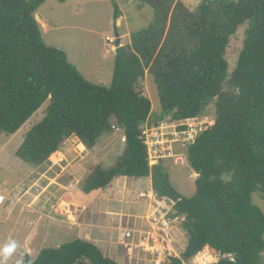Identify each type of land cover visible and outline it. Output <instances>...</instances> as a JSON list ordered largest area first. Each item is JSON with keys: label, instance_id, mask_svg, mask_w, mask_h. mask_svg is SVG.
I'll use <instances>...</instances> for the list:
<instances>
[{"label": "trees", "instance_id": "1", "mask_svg": "<svg viewBox=\"0 0 264 264\" xmlns=\"http://www.w3.org/2000/svg\"><path fill=\"white\" fill-rule=\"evenodd\" d=\"M48 1L0 0V133H17L50 102L17 156L46 167L72 136L93 151L100 138L119 127L125 154L113 166L87 173L88 200L119 178H149L153 191L175 201L184 218L185 258L210 246L234 255V261L221 264H261L264 212L253 195L264 198V0H202L194 11L180 0H138L139 10L151 7L155 18L131 35L130 45L116 50L111 88L88 81L65 51L45 43L37 13ZM114 6L117 29L122 11ZM245 24L244 47L229 74L227 50ZM147 73L159 91L161 119L202 115L215 104V125L187 152L198 174L190 198L175 189L167 166L149 165L140 131L153 113L140 87ZM26 264L118 263L94 243L78 239L43 249Z\"/></svg>", "mask_w": 264, "mask_h": 264}, {"label": "rangeland", "instance_id": "2", "mask_svg": "<svg viewBox=\"0 0 264 264\" xmlns=\"http://www.w3.org/2000/svg\"><path fill=\"white\" fill-rule=\"evenodd\" d=\"M180 1L191 11H194L202 2V0ZM114 4L119 7L124 17L121 27H117V29L114 20L116 11ZM138 7V0H65L64 5L58 0H49L39 10L43 22L49 25L48 30L42 29L43 39L48 46L66 50L70 56L69 61L78 70L83 66L86 71L94 72L97 76L102 75L103 70H107L105 83L94 84L111 88L115 59L114 54L110 52L111 46L108 44V38L121 36L122 46L130 45L131 35L148 28L154 21L155 10L153 8L145 7L139 10ZM247 27L248 24L241 26L236 35L231 38L226 54L229 74L233 73L237 67L244 47ZM108 51L110 53H107ZM109 66L111 76L107 80L110 73ZM83 76L86 78L87 75ZM140 87L152 102L153 113L149 121L157 123L166 120V118H160L162 110L160 95L154 78L149 73L141 81ZM49 103L48 101L17 133L13 135L0 133V252L6 243L11 242L8 257L5 261L0 259V264H26L28 260L35 261L43 249L58 248L78 239L94 243L105 256L118 264H148L144 262V254H140L134 259L127 256L124 247L118 243V229L145 226L144 217L148 204H143L140 201L139 194L140 191H149L152 188L151 179L119 178L93 200H88L83 190L85 177L92 168L96 166L109 168L125 154L126 143L122 141L124 135L116 131L100 138L97 147L92 152L88 150L91 155L87 158L84 157L87 151L78 138L72 136L69 139L64 150L72 151L69 161L75 165V169H72L67 176L75 175L77 178L76 187L72 192L74 200L71 199L74 204L71 205L78 209L86 206L87 210L80 216L78 220L80 224L74 226L58 221L54 223L55 226L52 230L48 224L50 222L46 220L40 222L33 229L35 230L33 255L28 257L24 252L20 256L16 254L15 248L21 245L26 236V224L29 220L37 221V218L33 217V214H30V210L26 209L24 205L32 198L26 196L27 198L22 200L23 203H19L17 200L49 168L52 167L50 173L55 169L50 160L46 167L26 163L17 156V152L21 148L27 132L45 116ZM206 114H215L214 103L207 108ZM167 168L175 189L184 197H192L196 192L197 175L191 166H174L167 163ZM39 185L43 187L44 183L41 182ZM33 192L35 193V190ZM56 196L59 194L56 193ZM51 198L52 203L59 202V199H55L54 196ZM253 202L264 212V198H261L259 194H254ZM37 208H39V204L36 206ZM135 209H137L135 212L138 211V215L144 216L143 219H135L133 213ZM47 213L56 217L52 206L47 207ZM37 237L39 238L37 239ZM176 237L179 238L177 234ZM261 264H264V253Z\"/></svg>", "mask_w": 264, "mask_h": 264}, {"label": "built area", "instance_id": "3", "mask_svg": "<svg viewBox=\"0 0 264 264\" xmlns=\"http://www.w3.org/2000/svg\"><path fill=\"white\" fill-rule=\"evenodd\" d=\"M118 38H108V44L115 48ZM215 125V114H202L181 120L171 115L157 123L147 122L140 127L141 139L146 146L150 167L171 163L174 166H187L188 149L197 138ZM117 133L124 135L119 127ZM122 141L126 143L125 135ZM53 167L66 161L61 151L55 152L49 159ZM37 195L43 189L35 186ZM140 200L148 204L146 214L147 227L143 229L119 228L118 243L124 247L130 259L144 254L148 264H167L171 259H179L181 264H221L223 260L234 261V255L208 246L190 258H185L188 234L183 228V220L177 210L176 202L161 197L152 190L142 191ZM55 216L68 224L77 225L80 216L87 210L86 206L75 208L67 199H62L53 206ZM176 234L179 238L176 237Z\"/></svg>", "mask_w": 264, "mask_h": 264}, {"label": "crops", "instance_id": "4", "mask_svg": "<svg viewBox=\"0 0 264 264\" xmlns=\"http://www.w3.org/2000/svg\"><path fill=\"white\" fill-rule=\"evenodd\" d=\"M64 4H62V5H64ZM37 18L39 19V22L41 24V28L43 30L44 29L48 30L49 25H47V24H45L43 22L42 18L40 17V11H38V13H37ZM123 19H124V17L122 16L118 20V22L116 23L117 27H121V25H122L121 21ZM119 39H122V37L119 36ZM120 46H122V44ZM116 50H117V46L115 48L111 47V49H110V52L114 54L113 55L114 59L116 57ZM110 52L108 51L107 53H110ZM66 53H68V52L66 51ZM67 55H68V58H70L69 54H67ZM81 67L82 68H79V70L81 72L83 71L82 72L83 75H87L86 78L88 79V81H91V83L92 82L93 83H105V74H106L107 70H103L102 71V75L100 74V76L99 75L97 76L96 74H94V72L90 73V72L86 71V69L83 66H81ZM108 68L110 69V66ZM82 69H84V70H82ZM114 69H115V62H114ZM112 75H114V73H112ZM110 76H111V69H110V73H109V76H108L107 80L110 79ZM148 122H150V121H148ZM69 139L66 141L64 146L59 150V151L64 153L66 161L63 162L60 166L54 167L55 169L53 170L52 173H50V171L52 170V167L49 168V170H47L45 173H43L41 175V177L37 180V182H35L31 186V188L28 189L25 192V194H23V196H21L17 200V202L23 203L22 200L26 196H30L32 198V200L30 202H28V203H24V205H25L26 209L30 210V214H33V217L37 218L36 222H33V220L32 221L29 220L27 224L25 223L26 226H27L26 236H25L24 240L22 241L21 245L18 246L17 248H15V252H16V254L18 256L22 255L23 252L28 257L33 255L32 248L34 247V243H35L34 242L35 241V239H34L35 238V230H33V229H34V226L38 225L40 222L45 221V220L50 222L48 224L51 226L52 230L54 229V226H55L54 223H56L58 221L62 222V223H65V224H68L64 219H62L60 217H54L53 215H50V213L46 214V209H47L48 206H52L53 207L55 205V203H52L51 196L52 197L54 196L55 199H59V201L62 200V199H67L71 204H74V201H73L74 198H73V193L72 192H73L74 188L76 187L77 183H75V181L77 180V178H76L75 175L69 177V176H67V174L69 172H71L72 169L73 170L75 169L74 168L75 165L71 161H69V156L71 157L70 153H72V151L69 150V149H65L64 150V147L68 143ZM81 145H83V144H81ZM84 148L87 151V153H85L84 157L87 158V157H89L91 155L92 151L89 152L86 149L85 146H84ZM196 175H197V178H198V174H196ZM41 182L44 183L43 187H41L39 185V183H41ZM35 186L43 189V192L40 195H37V192L34 193L33 190H31ZM150 190H152V188ZM141 192L142 191H140V193ZM56 193H58L59 196H56ZM139 197H140V194H139ZM71 199H73V200L71 201ZM88 202H90V201H88ZM38 204H39V208L36 209V206ZM136 210L137 209H135L133 211V213L135 214V217H136L135 219H137V218L143 219L144 216L143 215L142 216L138 215V213H137L138 211L135 212ZM147 211H148V208L146 210V214H147ZM144 219H145V226L144 227H142V228H133V229L146 228L147 227L146 215H145ZM72 226H74V225H72ZM11 236L13 237V234H11ZM38 238L39 237H37V239ZM37 239H36V241H37ZM10 247H11V242L10 243H6L5 247L3 249H1L0 259H3L5 261V259L8 257Z\"/></svg>", "mask_w": 264, "mask_h": 264}, {"label": "water", "instance_id": "5", "mask_svg": "<svg viewBox=\"0 0 264 264\" xmlns=\"http://www.w3.org/2000/svg\"><path fill=\"white\" fill-rule=\"evenodd\" d=\"M39 21V19H37ZM121 43H120V39H119V36H118V44H117V49L120 48L121 46Z\"/></svg>", "mask_w": 264, "mask_h": 264}]
</instances>
